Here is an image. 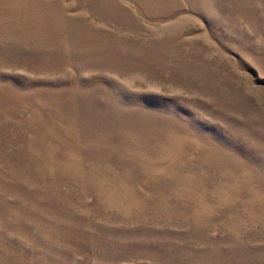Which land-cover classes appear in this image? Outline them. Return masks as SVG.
I'll return each instance as SVG.
<instances>
[{"label": "rangeland", "instance_id": "1", "mask_svg": "<svg viewBox=\"0 0 264 264\" xmlns=\"http://www.w3.org/2000/svg\"><path fill=\"white\" fill-rule=\"evenodd\" d=\"M0 264H264V0H0Z\"/></svg>", "mask_w": 264, "mask_h": 264}]
</instances>
